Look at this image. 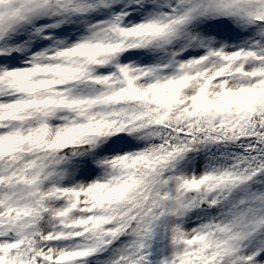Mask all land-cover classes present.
Segmentation results:
<instances>
[{"label":"snow or ice","instance_id":"6c2138e0","mask_svg":"<svg viewBox=\"0 0 264 264\" xmlns=\"http://www.w3.org/2000/svg\"><path fill=\"white\" fill-rule=\"evenodd\" d=\"M0 264H264V0H0Z\"/></svg>","mask_w":264,"mask_h":264}]
</instances>
